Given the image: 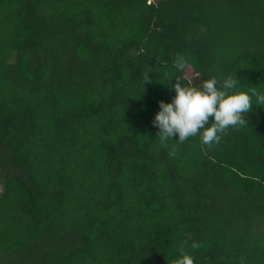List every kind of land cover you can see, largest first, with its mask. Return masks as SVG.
<instances>
[{"label": "trees", "instance_id": "1", "mask_svg": "<svg viewBox=\"0 0 264 264\" xmlns=\"http://www.w3.org/2000/svg\"><path fill=\"white\" fill-rule=\"evenodd\" d=\"M177 54L264 91V0H0V264H264V107L162 146Z\"/></svg>", "mask_w": 264, "mask_h": 264}, {"label": "clouds", "instance_id": "2", "mask_svg": "<svg viewBox=\"0 0 264 264\" xmlns=\"http://www.w3.org/2000/svg\"><path fill=\"white\" fill-rule=\"evenodd\" d=\"M171 68L166 75L169 81L175 78V82L168 85L174 95L170 102H157L158 110L151 121L158 129L156 137L162 146L166 147L173 137L176 138L173 141L182 144L197 136L204 146L219 144L227 129L246 126L245 115L252 106L264 107V91L241 85L234 73L223 78L205 76L182 54L174 57ZM148 73L144 74L142 82H151ZM201 77L206 78L200 83L194 82ZM184 243L187 244L188 239ZM190 247L197 249L199 244L192 241ZM174 264H195V260L191 253L181 249Z\"/></svg>", "mask_w": 264, "mask_h": 264}, {"label": "rangeland", "instance_id": "3", "mask_svg": "<svg viewBox=\"0 0 264 264\" xmlns=\"http://www.w3.org/2000/svg\"><path fill=\"white\" fill-rule=\"evenodd\" d=\"M152 2H157V1H159V0H151ZM194 82H196V83H200L199 81H197V79L194 81ZM2 190V183L0 182V191Z\"/></svg>", "mask_w": 264, "mask_h": 264}]
</instances>
